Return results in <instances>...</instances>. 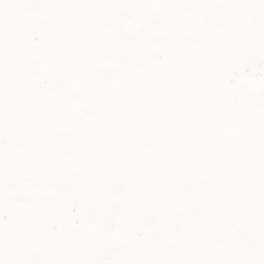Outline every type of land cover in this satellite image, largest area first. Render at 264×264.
<instances>
[{
	"label": "snow or ice",
	"instance_id": "1",
	"mask_svg": "<svg viewBox=\"0 0 264 264\" xmlns=\"http://www.w3.org/2000/svg\"><path fill=\"white\" fill-rule=\"evenodd\" d=\"M0 264H264V0H0Z\"/></svg>",
	"mask_w": 264,
	"mask_h": 264
}]
</instances>
